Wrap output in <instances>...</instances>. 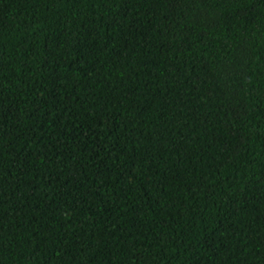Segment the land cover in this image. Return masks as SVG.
<instances>
[{
	"label": "trees",
	"instance_id": "trees-1",
	"mask_svg": "<svg viewBox=\"0 0 264 264\" xmlns=\"http://www.w3.org/2000/svg\"><path fill=\"white\" fill-rule=\"evenodd\" d=\"M0 264H264V0H0Z\"/></svg>",
	"mask_w": 264,
	"mask_h": 264
}]
</instances>
